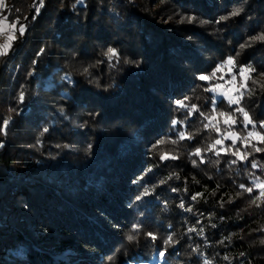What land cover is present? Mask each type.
Instances as JSON below:
<instances>
[{"label": "trees", "instance_id": "trees-1", "mask_svg": "<svg viewBox=\"0 0 264 264\" xmlns=\"http://www.w3.org/2000/svg\"><path fill=\"white\" fill-rule=\"evenodd\" d=\"M4 1L0 18L19 22L0 56V264H264V202H251L264 151L240 141L246 160L205 151L220 137L176 105L187 97L209 113L214 94L197 76L229 56L234 74L250 64L259 79L264 41L240 45L264 32V0ZM235 8L239 16L216 23ZM109 47L118 59L105 57ZM248 87L241 106L264 133V89ZM216 100L218 110L236 107ZM235 118L247 135L252 126ZM160 139L177 143L153 150ZM164 152L178 158L162 161Z\"/></svg>", "mask_w": 264, "mask_h": 264}, {"label": "snow or ice", "instance_id": "snow-or-ice-1", "mask_svg": "<svg viewBox=\"0 0 264 264\" xmlns=\"http://www.w3.org/2000/svg\"><path fill=\"white\" fill-rule=\"evenodd\" d=\"M78 2H82V0H78ZM4 0H0V8H4ZM39 9H37V12ZM242 12L241 8H235L233 9L227 16H221L216 23H220L223 20H227L231 17L239 16ZM198 18L194 15H181L180 16V23L187 22L189 24L196 21ZM19 21H16L10 25V28L12 32L14 33L17 31V23ZM200 23H208V21L200 20ZM0 26H8L7 25V18L0 19ZM0 31H3V27H0ZM19 34L24 35L25 33V25L21 24L19 26ZM14 35H8L7 39L9 42H11L14 39ZM254 41H264V32L261 34H258L254 37L249 38V42H246L245 44H241L240 47L243 49L245 47L251 46V42ZM10 43H6L3 45L2 48H0V56L6 55L7 50L10 48ZM105 57L109 61H111L113 58L118 59L119 53L116 49L109 47L104 52ZM239 53H237V56ZM126 63L128 61H125ZM236 59L235 57L229 56L226 60H224L221 64H218L211 73L208 74H199L197 76V79L200 81H203L205 83L209 84V87H206L204 90L206 92L213 93L212 98V108L209 113H205L200 111L198 106L196 104H190L187 102L188 98L185 97L184 100H178L176 101V105L179 108H186L187 109V117H191L193 113L199 112L200 116L203 118V120H206L207 123L203 124V128L205 130L209 131H215L218 135V137L214 140L213 143L209 144L208 147L205 149V151H212L217 156L220 155L221 151H224L225 153L231 152L233 156L236 157V160H246L248 158L249 153L247 151H243L241 148H237L236 144L237 141H240L245 148L252 147L255 152H261L264 151V148L257 147L256 145L252 144V140H255L258 144H264V133L260 131H256V123L253 121L252 117L250 116L249 112L244 109V107L241 106V101L243 100L245 94H251L254 89L248 87V81L251 80L252 84L257 85L261 89H264V73H259V79L253 78V73L256 72V69L252 67L250 64L245 66H240L238 74L233 73V69L236 68ZM225 69H227V72H225ZM82 74H88V68H84L82 71ZM219 74V75H218ZM229 76L230 79H225V76ZM237 75H239L240 79H237ZM214 81H223V83L215 82ZM225 85H228V87H225ZM224 96V98L228 101V105L231 108L233 105L236 107L232 110V112H226L222 110H218L216 107L217 100L216 96ZM19 101L23 103L24 101V95L21 93L18 97ZM236 113H239L243 117V123L244 127L247 130L248 126H252V130H247V135L241 136L240 134L236 133L233 129L236 125ZM10 119V118H9ZM9 119H5L3 121V127H6L9 123ZM173 126L175 127L177 123H182L177 120H173ZM221 123L224 125L225 129L227 131L223 130L220 125ZM259 128L264 129V121L260 122ZM0 131H3V128H0ZM44 131H47V129H44ZM184 139H191V136L187 135L184 132L179 133V140ZM231 139L232 144L228 147L224 146V141ZM165 143H177L176 140H165L160 139L154 144L153 150L158 149L161 145ZM217 146H220L219 150ZM91 150V145H89V151ZM193 155L200 156L201 155V149L197 148L196 151L193 153ZM178 157L175 155H171L170 153L164 152L160 155V159L166 160V159H177ZM236 160L232 161V163H236ZM203 162V160H201ZM195 163V161H193ZM256 163H252V168H257ZM151 169H149L150 171ZM171 178V177H169ZM164 181H161L163 183ZM135 183V181H134ZM253 184L256 188L260 189L259 195L254 197L252 199V203L256 204L257 207H259V204L257 201L264 202V182H262L259 177H257ZM241 188H244V185L240 186ZM244 191H247L248 193L253 192L252 187L244 188ZM149 190L145 189L141 195L137 196L136 199L140 200L143 196L149 195ZM201 194H197L192 197L193 200L197 199V196ZM181 207H184L183 204L180 205ZM191 211V209H187ZM133 232H138L139 228L138 226H133L132 229ZM189 231H195V229H189ZM202 231V229H201ZM151 240H156L157 237L154 233H147L146 234ZM136 237L134 235H129V240H134ZM164 246L165 248L160 250L158 252L159 257L163 260L166 257V248L168 246H171L175 243L173 240V237L169 235L167 239L164 240ZM193 251H196V249H193ZM227 259V257H225ZM205 264H208L207 261H205Z\"/></svg>", "mask_w": 264, "mask_h": 264}, {"label": "rangeland", "instance_id": "rangeland-1", "mask_svg": "<svg viewBox=\"0 0 264 264\" xmlns=\"http://www.w3.org/2000/svg\"><path fill=\"white\" fill-rule=\"evenodd\" d=\"M4 3H5V1H4ZM0 9H2V8H0ZM3 18H4V17H1L0 19H3ZM11 24H12V23H10V22L7 21V25H8V26H0V27H3V31H0V33H2V34H8V35L14 34V33L12 32L11 28H10V25H11ZM7 37H8V36H6V38L4 37V43L2 44V46H3L4 44L8 43V39H7ZM227 87H228V86H227ZM64 253H65V251L62 252V253L60 254V256H63Z\"/></svg>", "mask_w": 264, "mask_h": 264}, {"label": "built area", "instance_id": "built-area-1", "mask_svg": "<svg viewBox=\"0 0 264 264\" xmlns=\"http://www.w3.org/2000/svg\"><path fill=\"white\" fill-rule=\"evenodd\" d=\"M3 41H4V36L0 34V43H3Z\"/></svg>", "mask_w": 264, "mask_h": 264}]
</instances>
